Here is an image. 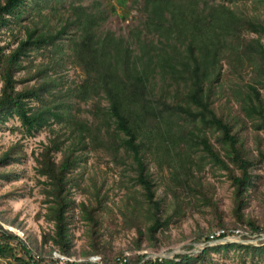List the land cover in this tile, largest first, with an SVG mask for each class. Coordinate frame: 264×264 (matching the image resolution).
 Listing matches in <instances>:
<instances>
[{
  "label": "trees",
  "instance_id": "16d2710c",
  "mask_svg": "<svg viewBox=\"0 0 264 264\" xmlns=\"http://www.w3.org/2000/svg\"><path fill=\"white\" fill-rule=\"evenodd\" d=\"M235 1L140 0L141 19L122 37L99 28L104 12L96 1L89 8L69 3L58 27L49 29L46 16L40 15L49 0H0V33L11 32L12 24L22 30L11 43L0 37V127L15 117L19 125H11L10 131L21 135L44 128L53 131L33 155L36 173L43 177L44 218L52 228L36 242L28 235L20 238L0 224V258L10 257L11 264H49L54 263L51 254L55 250L78 256L72 250L69 228L76 205L91 236L89 248L79 255L102 256L100 263L67 264H204L210 249L237 245H205L195 254L175 253L171 258H144L142 253L120 260L121 250H113L94 235L102 203L98 194L94 204H76L72 197V170L85 148H107L114 156L120 153L131 160L133 179L141 189L149 219L144 227L136 226L134 249L143 248L142 235L148 246L159 248V236L169 221L159 213L149 162L166 171L164 190L174 198L173 211L183 195L195 193L209 207L215 229L223 230L220 237L242 226V238L263 234L264 221L256 223L243 208L262 182L252 169L264 164V148L253 153L245 145L242 130L246 123L256 133L264 129V18L233 7ZM251 4L253 10L257 6L264 9V0H252ZM26 9L43 18L41 26L32 20L20 22ZM71 26L68 43L59 44L57 40ZM47 46V53H65L80 69L78 83L59 86V81L47 75V63L35 65L33 70L27 66L31 55L40 50L43 55ZM20 72L24 76L17 77ZM228 75L239 83H231L224 94L223 81ZM72 98L92 101L93 124L73 116ZM100 99L106 101L105 106L100 105ZM53 124L56 129L51 128ZM19 146L16 142L0 152V167L20 161ZM202 158L222 170L229 181L233 216L229 223L200 176ZM5 173H14V179L19 176L0 171V177ZM262 201L264 205V194ZM0 222L7 223L1 210ZM7 224L14 227L12 222ZM212 232L213 228L198 231L195 238L206 243ZM46 243L49 245L44 248ZM239 246L258 254L264 263V243Z\"/></svg>",
  "mask_w": 264,
  "mask_h": 264
},
{
  "label": "rangeland",
  "instance_id": "374dc122",
  "mask_svg": "<svg viewBox=\"0 0 264 264\" xmlns=\"http://www.w3.org/2000/svg\"><path fill=\"white\" fill-rule=\"evenodd\" d=\"M93 1L96 6L104 13V18L99 26L100 29H108L115 35L126 37L128 30L137 25L141 19L138 12L140 0H49L48 6L41 9L40 15L46 16L45 25L49 28H57L59 18L67 13L69 3H80L85 7H91ZM252 0H237L233 7L245 11L247 14H257L264 18V9L257 6L253 10ZM31 9H26L20 18L23 24L32 20L37 26H41L42 17L36 16ZM12 31H2L0 37L2 42H13V39L22 35V30L18 24H12ZM73 26L69 27L67 32L62 35L57 42L66 45L68 40L66 37L72 33ZM44 50L43 55L40 52L31 55L27 66L31 70L35 69V65H49L47 75L54 77L59 81V86L73 85L78 83L82 78L80 69L75 66L65 53H55L54 51ZM63 51H65L63 49ZM24 76V72L17 74V77ZM229 76V75H228ZM236 81V82H234ZM29 83V82H28ZM231 83H239V79L229 76L223 81V93H228ZM264 94V93H263ZM224 101V97L220 98ZM100 105L105 106L106 101L100 99ZM71 113L76 119L93 124L95 117L92 112V101L86 103L76 99L70 100ZM11 125H19L15 117L9 118L5 122V126L0 127V152L13 143H18L20 161L6 164L0 167V171H12L19 173L16 179L13 178L14 173H5L6 176L0 177V210L3 218L7 223L12 222L13 226L0 222L1 226L12 231L20 238L26 235L35 238L39 242L41 235L50 231L52 225L44 218L46 212V203L43 201L42 183L43 177H39L35 170V161L33 155L47 143L52 137L53 131L44 128L35 131L30 135H21L18 131H10ZM57 125L53 124L52 129H56ZM245 139V145L254 153L257 148H264V129L254 132L249 123L242 130ZM212 140V138H210ZM17 150V148H15ZM80 160L78 166L72 170L73 187L72 197L77 204L79 201L95 203L96 193L101 199V207L98 212L99 225L95 231V236L99 241L108 243L113 250H121L122 255L126 258H132L137 254H145L144 258H160L165 256L171 258L175 253H189L190 255L197 253L205 245L216 246L228 243H236L237 245L228 246L226 248L210 249L206 258L203 259L204 264H264L259 259L258 254L250 249L243 248L239 245L252 244L260 246L264 243V232L259 236L250 235L248 238H242L241 234L245 226L238 229V232H227L225 236H217L216 239L206 241L195 238V233L205 231L208 228L215 229L214 220L209 212V207L202 201L197 194L187 193L178 201L177 211H173L175 201L171 193L164 190L166 181L165 169L157 170L153 162H149L147 166L156 183V198H159V213L162 217L167 216L169 221L167 226L163 228L160 238V247L152 248L148 246L145 235L140 237L143 248H132V240L135 237L136 226L142 228L147 219V204L141 193L139 185L134 181L135 172L133 170L131 160L123 154L114 156L111 150L103 147L94 149H82L80 151ZM56 153V158L58 157ZM196 155V154H195ZM198 157L196 156V159ZM202 166L200 176L204 185L208 188L210 195L217 202L218 208L223 211V219L226 223L233 220L231 215L232 195L231 186L228 179L224 176L223 171L211 165L205 159H199ZM252 171L260 176L261 183L256 185L249 200L243 208V213L253 217L256 223L264 221V205L262 196L264 194V164L256 165ZM95 195V197H94ZM81 210L76 205L73 208L72 218L69 222V228L72 237V250L75 255L89 248L90 234L85 219L81 216ZM235 229V228H234ZM233 229V230H234ZM246 229V228H245ZM49 243L43 247L47 248ZM189 246V247H188ZM56 251V250H55ZM16 255L20 253L14 251ZM80 256V255H79ZM100 256H102L100 254ZM196 263V262H195ZM0 264H11V258H0ZM49 264H55L50 262Z\"/></svg>",
  "mask_w": 264,
  "mask_h": 264
},
{
  "label": "built area",
  "instance_id": "2783aa9c",
  "mask_svg": "<svg viewBox=\"0 0 264 264\" xmlns=\"http://www.w3.org/2000/svg\"><path fill=\"white\" fill-rule=\"evenodd\" d=\"M233 232H238V229H234L232 230ZM223 233L222 229H218L210 234L207 235V241L209 240H213L216 239L217 236H220ZM125 254L122 255V258L120 260H124L125 258ZM51 259L52 261H54L55 264H67V263H78V262H82V261H86V262H97L100 263L101 262V256L100 254H88L86 256H67L61 253H58L57 251H53L51 254Z\"/></svg>",
  "mask_w": 264,
  "mask_h": 264
},
{
  "label": "water",
  "instance_id": "95a60500",
  "mask_svg": "<svg viewBox=\"0 0 264 264\" xmlns=\"http://www.w3.org/2000/svg\"><path fill=\"white\" fill-rule=\"evenodd\" d=\"M161 257H165V256L162 255V256H160V258H161Z\"/></svg>",
  "mask_w": 264,
  "mask_h": 264
}]
</instances>
